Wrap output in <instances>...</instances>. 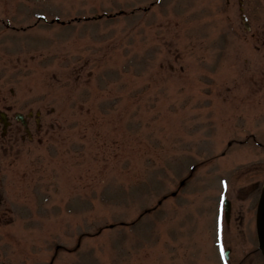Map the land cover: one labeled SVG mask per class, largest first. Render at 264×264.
Returning <instances> with one entry per match:
<instances>
[{
	"label": "rangeland",
	"instance_id": "374dc122",
	"mask_svg": "<svg viewBox=\"0 0 264 264\" xmlns=\"http://www.w3.org/2000/svg\"><path fill=\"white\" fill-rule=\"evenodd\" d=\"M0 112V264H219V195L261 264L264 0H0Z\"/></svg>",
	"mask_w": 264,
	"mask_h": 264
},
{
	"label": "water",
	"instance_id": "95a60500",
	"mask_svg": "<svg viewBox=\"0 0 264 264\" xmlns=\"http://www.w3.org/2000/svg\"><path fill=\"white\" fill-rule=\"evenodd\" d=\"M258 236L260 241L261 250L264 256V192L262 194V198L259 203V209H258Z\"/></svg>",
	"mask_w": 264,
	"mask_h": 264
},
{
	"label": "bare ground",
	"instance_id": "6f19581e",
	"mask_svg": "<svg viewBox=\"0 0 264 264\" xmlns=\"http://www.w3.org/2000/svg\"><path fill=\"white\" fill-rule=\"evenodd\" d=\"M236 65V64H235ZM252 68H254V66H252ZM234 71H235V73L237 74V69L236 68H234Z\"/></svg>",
	"mask_w": 264,
	"mask_h": 264
}]
</instances>
